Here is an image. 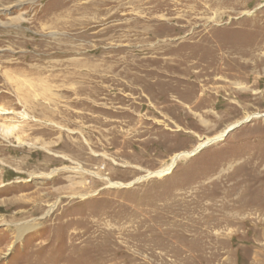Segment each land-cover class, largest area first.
Returning a JSON list of instances; mask_svg holds the SVG:
<instances>
[{"label":"rangeland","instance_id":"374dc122","mask_svg":"<svg viewBox=\"0 0 264 264\" xmlns=\"http://www.w3.org/2000/svg\"><path fill=\"white\" fill-rule=\"evenodd\" d=\"M0 110V264H264V0H0Z\"/></svg>","mask_w":264,"mask_h":264},{"label":"bare ground","instance_id":"6f19581e","mask_svg":"<svg viewBox=\"0 0 264 264\" xmlns=\"http://www.w3.org/2000/svg\"><path fill=\"white\" fill-rule=\"evenodd\" d=\"M60 8H61V7H60ZM60 8H59V9H60ZM0 111H3V110H0ZM3 112H4V111H3ZM0 115H1V113H0ZM24 117H26V115H25ZM251 117H252V116H251ZM251 117H250V116H246V118H245L241 123L248 122V121L251 119ZM255 117H258V115H255ZM253 118H254V117H253ZM241 123L238 122L237 124L228 127L226 130L222 131L220 134H218V135H216V136H214V137H211V138H204V139H203L202 141H200V143H198V145H197L192 151H190V152H185V153L175 154L174 156L171 157L170 162H169V163H168L163 169L158 170V171H156V172L147 173V175H148L147 178H153V177H155V178H162V177L168 175V174L172 171V169L175 167V165H176V163H177L178 161H180V160L183 159V158H189V157L195 155L197 152H199V151L203 150L204 148L208 147L209 145H211V144H213V143H215V142H217V141H220V140H221V139H222V138L228 133V131L230 132V130H232L233 128L237 127V126H238L239 124H241ZM79 169H80V167H79ZM56 172H57L56 170L53 171V172L51 173V175H52L53 173H56ZM144 179H146V178H144ZM140 180H142V179H140ZM109 185H111V184H109ZM113 185H114V184H113ZM117 185H118V184H117ZM117 185H116V186H117ZM131 185H134V183H131V184L127 185V186H131ZM116 186H115V187H116ZM111 187H112V186H111ZM55 206H56V203L53 204V205L50 207V210L48 211L47 214H49L50 211H52V210L54 209ZM23 226H24V225L20 226V227H22V228H20L19 231H24V230L26 229V228H24ZM64 253H65V252H64ZM51 263H52V262H51ZM74 263H75V262H74ZM53 264H54V263H53Z\"/></svg>","mask_w":264,"mask_h":264},{"label":"water","instance_id":"95a60500","mask_svg":"<svg viewBox=\"0 0 264 264\" xmlns=\"http://www.w3.org/2000/svg\"><path fill=\"white\" fill-rule=\"evenodd\" d=\"M231 131V130H230ZM229 132V131H228Z\"/></svg>","mask_w":264,"mask_h":264}]
</instances>
